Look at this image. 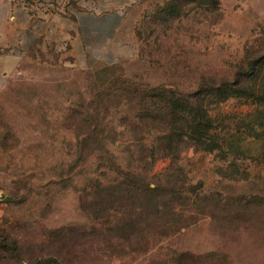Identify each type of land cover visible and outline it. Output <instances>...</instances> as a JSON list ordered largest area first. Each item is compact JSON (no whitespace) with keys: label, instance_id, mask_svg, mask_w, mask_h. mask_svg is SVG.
I'll use <instances>...</instances> for the list:
<instances>
[{"label":"rangeland","instance_id":"374dc122","mask_svg":"<svg viewBox=\"0 0 264 264\" xmlns=\"http://www.w3.org/2000/svg\"><path fill=\"white\" fill-rule=\"evenodd\" d=\"M17 1L16 37L0 48L14 59L0 93V264H264V163L194 149L153 163L158 132L140 120L153 89L232 78L263 35L264 0H73L72 15L50 0L64 29L78 24L74 49L53 33L44 47L43 0ZM169 3L176 16L162 14ZM132 28V54L97 64ZM221 108L222 126L254 109ZM143 183L160 189L149 212Z\"/></svg>","mask_w":264,"mask_h":264},{"label":"trees","instance_id":"16d2710c","mask_svg":"<svg viewBox=\"0 0 264 264\" xmlns=\"http://www.w3.org/2000/svg\"><path fill=\"white\" fill-rule=\"evenodd\" d=\"M206 1L183 0L184 4ZM208 1L217 6L215 3L218 0ZM173 4H167L162 14L176 16L179 5ZM232 72V78L227 79L203 77L194 91L182 92L178 96L173 91L161 88L147 93L144 98L152 102L148 108L143 109L140 120L146 125H152L158 132V147L149 150L153 163L158 160V153H161L160 158L171 157L177 160L189 149L217 154L224 161L252 158L258 163H264V32L257 48L253 47L246 52L244 61L236 65ZM231 100L249 103L254 109L245 115H233L230 124L222 126L225 122L220 119L223 115L221 106ZM215 108L218 111L214 115ZM82 134L93 136L95 131ZM230 167L235 171L228 172ZM228 169L226 171L230 175L239 172L236 162ZM140 190L143 199L140 202L142 208H139L149 212L151 208L148 205L150 202L152 205V199L159 197L156 192L160 189L150 188L143 183ZM8 251L17 256L16 248L8 247ZM51 263L58 264L56 261Z\"/></svg>","mask_w":264,"mask_h":264},{"label":"crops","instance_id":"0c3cea01","mask_svg":"<svg viewBox=\"0 0 264 264\" xmlns=\"http://www.w3.org/2000/svg\"><path fill=\"white\" fill-rule=\"evenodd\" d=\"M66 4L65 5H70V7H67V10L71 15L73 14L72 10H71V6L73 5V0H65ZM30 3V2H29ZM50 0H43V4H41L38 8H37V12L34 13L37 14V18L36 20H38L39 25L38 28L40 31L43 32V34H41V36H45V38L48 40V42L45 41L44 43V47L47 46H51L50 45V34H54V40L57 42L58 40H61L62 36L69 38V40H71L70 42V47H73L75 44L78 43L80 34L77 32V27L78 24H76L74 21H72L70 23V26L67 25V27L64 29L62 22V14H59L60 9L58 8L57 11L54 12V14L52 13V10L49 9L50 6ZM18 5H20V2H18L17 0H2L0 1V48L1 47H9L12 46V39L16 37V29L12 28L10 26L9 21L12 22V19H16L15 16H11L12 12L16 11V8L18 7ZM23 6L26 5V20H30L31 16H30V7L28 6L27 3H23ZM29 7V8H28ZM61 12V11H60ZM60 21V24L58 25L56 23L52 24V22H57ZM29 24V23H28ZM58 25V26H57ZM76 27V28H75ZM27 28L29 29L30 26L28 25ZM38 35H40V32L36 33ZM134 32H133V28L131 29L130 34H128V36H125L123 43L118 47V48H112V54L109 53V51L105 52V55L100 58L102 62H98L97 64L100 65H111L114 63H117L118 60L122 59V58H126L129 55L132 54V52L134 51ZM16 40V39H15ZM108 47H106V49H109V45H107ZM30 47V46H29ZM83 48H86V51L84 54L86 61H88V46H82ZM73 49L72 52H73ZM75 51V50H74ZM13 61L14 59L11 57H3V55L0 54V93L2 91V89L4 88V84H5V79H6V74H9V72L13 69ZM89 63V62H88ZM87 63V65H88ZM103 63V64H102ZM90 64H92V62H90ZM2 161H3V152H2V148L0 146V166L2 165Z\"/></svg>","mask_w":264,"mask_h":264}]
</instances>
